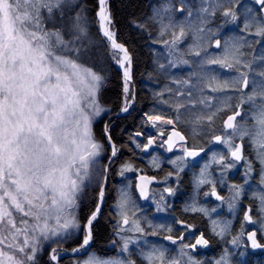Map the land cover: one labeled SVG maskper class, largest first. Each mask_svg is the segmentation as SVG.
<instances>
[{
	"label": "snow or ice",
	"instance_id": "6c2138e0",
	"mask_svg": "<svg viewBox=\"0 0 264 264\" xmlns=\"http://www.w3.org/2000/svg\"><path fill=\"white\" fill-rule=\"evenodd\" d=\"M0 264H264V0H0Z\"/></svg>",
	"mask_w": 264,
	"mask_h": 264
},
{
	"label": "trees",
	"instance_id": "16d2710c",
	"mask_svg": "<svg viewBox=\"0 0 264 264\" xmlns=\"http://www.w3.org/2000/svg\"><path fill=\"white\" fill-rule=\"evenodd\" d=\"M141 71H143V68H142V67L139 68V69L137 70V73H136V75H137V79H140ZM138 87H139V86H138ZM107 95L109 96V98H114V96H115V92H114V91L109 92ZM141 98H143V93H141ZM138 166H139V165H138ZM113 195H114V193H113Z\"/></svg>",
	"mask_w": 264,
	"mask_h": 264
},
{
	"label": "flooded vegetation",
	"instance_id": "af4514ba",
	"mask_svg": "<svg viewBox=\"0 0 264 264\" xmlns=\"http://www.w3.org/2000/svg\"><path fill=\"white\" fill-rule=\"evenodd\" d=\"M149 171L151 172V169H149ZM133 179H134V176H133Z\"/></svg>",
	"mask_w": 264,
	"mask_h": 264
}]
</instances>
